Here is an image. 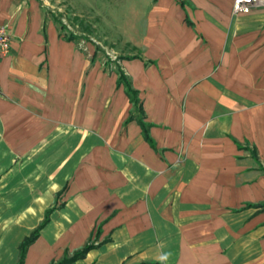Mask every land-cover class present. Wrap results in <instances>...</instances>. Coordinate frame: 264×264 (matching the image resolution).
<instances>
[{
    "label": "crops",
    "instance_id": "crops-1",
    "mask_svg": "<svg viewBox=\"0 0 264 264\" xmlns=\"http://www.w3.org/2000/svg\"><path fill=\"white\" fill-rule=\"evenodd\" d=\"M233 3L150 2L111 64L37 0H0V207L22 203L18 253L55 208L23 264L86 246L72 264H264V4Z\"/></svg>",
    "mask_w": 264,
    "mask_h": 264
},
{
    "label": "rangeland",
    "instance_id": "rangeland-1",
    "mask_svg": "<svg viewBox=\"0 0 264 264\" xmlns=\"http://www.w3.org/2000/svg\"><path fill=\"white\" fill-rule=\"evenodd\" d=\"M47 15L64 26L63 32L87 40L99 49L106 63H114L117 56L114 39L131 32L132 20L141 18L145 7L155 0H37ZM142 11V12H141ZM140 13V14H139ZM121 35V36H120ZM19 202L9 203L3 217L0 207V262L17 264L18 230L14 223ZM1 206V203H0ZM13 207V208H12ZM20 255V254H19ZM20 257V256H19Z\"/></svg>",
    "mask_w": 264,
    "mask_h": 264
},
{
    "label": "trees",
    "instance_id": "trees-1",
    "mask_svg": "<svg viewBox=\"0 0 264 264\" xmlns=\"http://www.w3.org/2000/svg\"><path fill=\"white\" fill-rule=\"evenodd\" d=\"M70 39L74 40V39H76V36L71 34ZM121 80L124 81L128 85V82L126 81V77L123 74L121 75ZM128 89H130L129 85H128ZM54 209L49 210L47 212L46 217H45L44 221L40 224V226L38 228H36L32 232V234L30 236L26 237L24 239V241L20 244V247H19V253H20L19 264L24 263V259L26 257L27 250H28L29 246L32 245L39 238L41 231L49 222V215L53 212ZM90 250H91V247L86 246L83 250L77 251L72 258L65 257L60 262L53 263V264H72L73 262L84 258Z\"/></svg>",
    "mask_w": 264,
    "mask_h": 264
},
{
    "label": "built area",
    "instance_id": "built-area-1",
    "mask_svg": "<svg viewBox=\"0 0 264 264\" xmlns=\"http://www.w3.org/2000/svg\"><path fill=\"white\" fill-rule=\"evenodd\" d=\"M264 4V0H234L233 13L235 15L249 14L256 6ZM13 36L9 29L4 26H0V59H3L10 55L12 50ZM116 60V58H113Z\"/></svg>",
    "mask_w": 264,
    "mask_h": 264
}]
</instances>
